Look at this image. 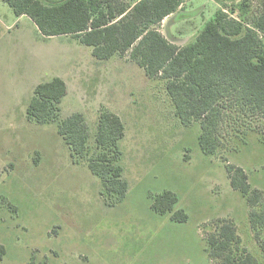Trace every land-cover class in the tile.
<instances>
[{"label": "rangeland", "instance_id": "1", "mask_svg": "<svg viewBox=\"0 0 264 264\" xmlns=\"http://www.w3.org/2000/svg\"><path fill=\"white\" fill-rule=\"evenodd\" d=\"M241 1L183 0L156 29L181 46L218 9L230 12ZM54 76L67 85L62 116L83 114L92 150L100 110L124 123L121 165L129 187L114 206L83 161L72 162L55 123L27 119L34 87ZM235 126L222 131L216 153H202L199 123L182 124L163 80L149 79L128 52L98 60L91 46L70 35L43 36L0 0V243L6 249L0 264H214L204 239L219 219L232 221L243 246L264 264L249 223L250 210L261 206H249L225 170L226 163L241 166L264 197V139ZM165 190L176 193L174 210L186 212L185 222L151 209Z\"/></svg>", "mask_w": 264, "mask_h": 264}, {"label": "trees", "instance_id": "2", "mask_svg": "<svg viewBox=\"0 0 264 264\" xmlns=\"http://www.w3.org/2000/svg\"><path fill=\"white\" fill-rule=\"evenodd\" d=\"M17 16H27L45 37L70 35L92 47V55L107 60L128 52L149 79H160L174 114L184 125L199 123L197 137L202 153L214 154L224 145L222 131L243 127L264 139V0H242L230 12L218 9L198 34L184 45L167 40L156 26L173 14L183 0H3ZM224 3L227 0H214ZM237 13L234 16L232 13ZM67 93L65 81L54 76L38 83L26 109L37 124L55 123L68 146L72 162L83 163L100 180L109 206L127 195L120 140L125 126L110 110H100L89 146L90 130L79 111L63 117L60 103ZM264 142V141H263ZM230 186L253 207L249 223L264 254V204L260 189L252 188L241 166L225 164ZM176 193L165 190L154 196L151 209L171 213L185 222L186 212L175 209ZM205 251L214 264H258L243 246L232 221L219 219L205 236ZM6 253L0 243V260ZM28 264H48L46 261Z\"/></svg>", "mask_w": 264, "mask_h": 264}]
</instances>
